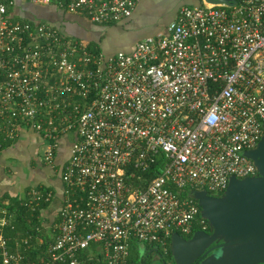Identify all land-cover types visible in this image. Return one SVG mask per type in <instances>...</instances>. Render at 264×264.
<instances>
[{"label":"built area","instance_id":"1","mask_svg":"<svg viewBox=\"0 0 264 264\" xmlns=\"http://www.w3.org/2000/svg\"><path fill=\"white\" fill-rule=\"evenodd\" d=\"M202 1L180 6L163 31L129 51L105 56L54 25L12 18V1L0 0V143L33 133L53 166L59 139L72 134L55 233L30 260L40 238L12 246L0 207V264H92L78 257L86 249L102 264H128L131 241L165 251L174 232L207 231L192 190L219 196L231 176L256 174L244 152L264 127V0ZM58 2L112 24L138 0ZM52 196L33 187L25 205Z\"/></svg>","mask_w":264,"mask_h":264},{"label":"water","instance_id":"2","mask_svg":"<svg viewBox=\"0 0 264 264\" xmlns=\"http://www.w3.org/2000/svg\"><path fill=\"white\" fill-rule=\"evenodd\" d=\"M244 155L252 160L255 175L242 179L231 176L219 196L205 190L190 192L211 232L198 230L187 239L172 233L170 251L177 264H195L196 259L199 264H264V127L256 146ZM214 242L219 243L212 246Z\"/></svg>","mask_w":264,"mask_h":264},{"label":"crops","instance_id":"3","mask_svg":"<svg viewBox=\"0 0 264 264\" xmlns=\"http://www.w3.org/2000/svg\"><path fill=\"white\" fill-rule=\"evenodd\" d=\"M177 0H138L136 6L134 7V10L130 16V19L136 20L135 23H138L139 27H146L148 25H151L152 22L158 17L166 16L167 14H171L170 21L175 16V13L177 12L178 8L182 6H178L179 4H175ZM202 4V0H189V3L193 2ZM198 4H189V5H198ZM185 5V4H183ZM26 6L25 0H16L15 7L10 11V15L14 19H24L21 18V15L24 13V10L22 7ZM157 11V12H153ZM69 13V12H68ZM174 13V14H173ZM75 16L77 18V21H82V23L86 22L90 25L92 28H89L88 31L90 32V35H87V37H93L96 41H99V45L104 51H114L111 49V43L112 41H115L116 43L122 42L124 43L122 50L129 51L133 44L135 43L136 39H133L130 41L129 44L122 41L123 36L117 32V26H109L107 25H98L92 23L87 17L81 14H75V13H69ZM173 14V16H172ZM151 15L154 19L152 21H146L145 16ZM27 17V16H25ZM35 19V18H30ZM169 23V21H167ZM58 29L60 26H57ZM138 27V28H139ZM117 32V35L116 33ZM62 33H64L62 31ZM127 34H131L130 32H126ZM66 35L67 34L64 33ZM94 34L96 37H94ZM147 34H143L140 37H145ZM151 35V34H150ZM139 37V38H140ZM137 38V39H139ZM89 39V38H88ZM93 41L92 39H90ZM90 41V42H91ZM95 42V41H94ZM66 136V135H65ZM64 137V136H63ZM68 139V147L66 152L63 154L61 152H58L55 154L54 162L56 158V164H63L69 157V147L72 137H69ZM66 141V139L61 138L58 141V144L61 141ZM44 145L43 141L40 140L36 135L33 133L27 132L22 135V137L18 138L14 142L11 143V145L6 146L4 149L0 150V196L7 195L12 198H20L22 201L25 199V195L29 189L30 186H34L37 183H42L46 186H49L53 196L52 199L47 206L44 212V214L48 212V215H46V222L44 225L45 228H49V221H51L52 217L57 216L58 209L61 204V200L63 198L62 192H63V184L60 180V178L56 180H50V181H42V182H35L37 174H35L37 167H36V161L37 153L39 150V146ZM26 166V168L29 169V173L25 174L24 171H22V167ZM32 171V173H31ZM33 181L35 182L33 184ZM43 215V214H42ZM43 219V218H42Z\"/></svg>","mask_w":264,"mask_h":264},{"label":"trees","instance_id":"4","mask_svg":"<svg viewBox=\"0 0 264 264\" xmlns=\"http://www.w3.org/2000/svg\"><path fill=\"white\" fill-rule=\"evenodd\" d=\"M12 1L11 4L8 6L9 12L15 7V0ZM29 2L28 0H25ZM54 1V0H52ZM137 4V3H136ZM192 4H198V3H192ZM59 6V4H57ZM60 7V6H59ZM62 8V7H61ZM132 14V13H131ZM131 16V15H130ZM130 16H128L126 19L118 22V23H112V24H104L105 26H122L127 27L131 25L132 20L130 19ZM13 18V17H12ZM95 24V23H94ZM103 25V24H98ZM57 27V26H56ZM139 27V26H138ZM58 28V27H57ZM60 30V29H59ZM61 31V30H60ZM62 32V31H61ZM64 34V33H63ZM66 35V34H65ZM140 37L139 39H141ZM139 39H136L139 40ZM100 41V40H99ZM99 41H91L88 42L87 45L94 49L96 52L103 51L102 48L99 45ZM135 41V42H136ZM13 141H7L0 143V150L4 149L6 146L11 145ZM62 167V166H61ZM158 168V164L152 166V169L145 173L146 176L151 177L154 175L153 169ZM62 170V169H61ZM43 186H46L42 183H37L34 186H30L29 189L33 187H37V189H41ZM48 189H50L49 186ZM28 189V191H29ZM27 191V192H28ZM187 191H185V194ZM26 201H22L20 198H12L7 195L0 196V207L4 208L6 210L5 217L8 220V225L3 226L1 229V232L4 236L9 237L11 239L10 243L13 246V242L16 239H19L26 235H32L33 238L35 236H38L40 238V241L38 244L35 245V241L32 240L31 244L32 247L27 251L26 255L27 258L30 260H36L37 254H40L41 251L44 249L46 244L50 241L51 236L55 233L53 230V223L57 220V217H52L51 221H49V228H45L46 226L44 221L42 219L43 210L47 208L50 202H44L41 201L38 204H34L33 206H26ZM13 226V228H11ZM208 231V229H207ZM192 234L183 236L184 238H190ZM129 251H130V258L128 261V264H149L148 260L145 261L144 258L140 257V253L143 250V254L147 255L149 249L155 248V252L159 253L161 255V261H163V264H166V260L171 258V251H170V239H168V244L166 246V250H162L157 243H148V242H142V241H131L129 244ZM36 247V248H34ZM93 247V245H91ZM89 249H86L82 253H78V257L84 258L88 260L92 264H102V259H96L94 257L88 258ZM199 264V262L195 263Z\"/></svg>","mask_w":264,"mask_h":264},{"label":"rangeland","instance_id":"5","mask_svg":"<svg viewBox=\"0 0 264 264\" xmlns=\"http://www.w3.org/2000/svg\"><path fill=\"white\" fill-rule=\"evenodd\" d=\"M25 2H26V6L22 7L24 13L21 15H25L27 17L22 16L21 18H24L26 20H32L30 18H35L33 20L38 22H42L48 25L60 26L59 29L64 33L71 34V36L69 35L70 37L79 38L86 43L90 42L91 41L90 39L96 41L93 37H87V35H90L88 29L92 28L90 25L93 24H89L86 22L82 23V21L76 22L77 18H75L74 15L69 14L67 11H65L63 8L57 5L59 4L58 0H54L46 5L32 4L27 1ZM191 3H194V1ZM191 3H189V0H177L175 2V4H179L178 6H180L181 4L183 5V4H191ZM153 12H157V11H153ZM170 16L171 14L169 13L166 16L158 17L154 20V22L151 23V25H148L146 27L142 26L139 28H138V23H135L136 20L132 19L131 25L127 27L117 26L118 27L117 32L123 36L122 41L129 44L131 40L137 39L143 34L150 35L163 31L165 25L168 23L167 21L170 22ZM145 19L146 21H152L154 18L151 15H149V16H145ZM117 32H115L116 35ZM126 32H130L131 34H127ZM94 37H96L95 34ZM123 45L124 43L122 42L116 43L115 41H112L110 50H114V51L122 50L121 47H123ZM114 51L108 52L103 50L105 56H108L110 53H113ZM69 137H72V134L69 132L66 134V136L62 137L66 139V141L63 140L58 144L56 153L61 152L64 154L66 152L68 147V139L70 140ZM44 149H45L44 145L39 146L37 158L35 159L36 161H38L36 162L37 170L35 172V174H37L38 176H36L34 180L35 182L50 181L60 178L61 164H56L57 163L56 158H55V162H53V166L49 164H45L43 162ZM22 171H24L25 174L29 173V169L26 168V166L22 167ZM34 181L33 184L35 183ZM46 215H48V212L47 214L46 213L44 214L43 212L42 218L44 221H46V217H47ZM156 256H157V252H154L153 259L149 264L164 263L161 260H156ZM166 264H177V263L175 262L174 258L171 256L170 259L166 260Z\"/></svg>","mask_w":264,"mask_h":264},{"label":"flooded vegetation","instance_id":"6","mask_svg":"<svg viewBox=\"0 0 264 264\" xmlns=\"http://www.w3.org/2000/svg\"><path fill=\"white\" fill-rule=\"evenodd\" d=\"M207 229H208V231H206V232H210L211 230H210V227L208 226L207 227ZM187 239V238H186ZM219 242H214L213 244H212V246L213 245H216V244H218ZM154 253V252H153ZM153 253L151 254V253H148V255H147V257L145 258V260L147 261L148 260V262H150L151 263V261H152V259H153ZM156 260H161V255L158 253L157 254V256H156ZM197 262H199L200 263V261H199V259H196L195 261H194V263H197Z\"/></svg>","mask_w":264,"mask_h":264}]
</instances>
